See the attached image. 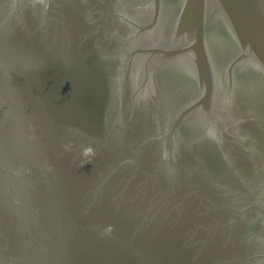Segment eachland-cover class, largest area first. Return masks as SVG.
Masks as SVG:
<instances>
[{
  "label": "water",
  "instance_id": "95a60500",
  "mask_svg": "<svg viewBox=\"0 0 264 264\" xmlns=\"http://www.w3.org/2000/svg\"><path fill=\"white\" fill-rule=\"evenodd\" d=\"M0 264H264V0H0Z\"/></svg>",
  "mask_w": 264,
  "mask_h": 264
}]
</instances>
